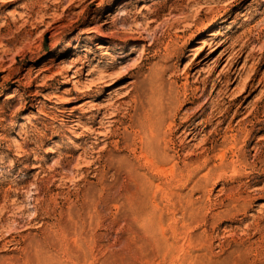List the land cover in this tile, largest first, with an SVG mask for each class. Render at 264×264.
Returning <instances> with one entry per match:
<instances>
[{"label": "rangeland", "instance_id": "obj_1", "mask_svg": "<svg viewBox=\"0 0 264 264\" xmlns=\"http://www.w3.org/2000/svg\"><path fill=\"white\" fill-rule=\"evenodd\" d=\"M4 1L0 264H264V0Z\"/></svg>", "mask_w": 264, "mask_h": 264}, {"label": "bare ground", "instance_id": "obj_2", "mask_svg": "<svg viewBox=\"0 0 264 264\" xmlns=\"http://www.w3.org/2000/svg\"><path fill=\"white\" fill-rule=\"evenodd\" d=\"M13 1H15V0L4 1L3 4H4V5H7L8 3H11V2H13ZM196 56H197V55H196ZM183 68H184V69H183L184 71L189 70V69L191 68V63H187Z\"/></svg>", "mask_w": 264, "mask_h": 264}]
</instances>
